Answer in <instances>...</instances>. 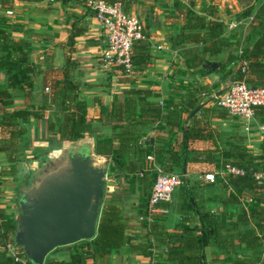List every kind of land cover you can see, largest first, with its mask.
<instances>
[{
    "label": "crops",
    "instance_id": "0c3cea01",
    "mask_svg": "<svg viewBox=\"0 0 264 264\" xmlns=\"http://www.w3.org/2000/svg\"><path fill=\"white\" fill-rule=\"evenodd\" d=\"M126 1L127 12L139 18L145 35L144 40L138 41L144 49H136L139 57L135 58L137 63L132 65L129 74L117 67H102V28L81 0H0V15L5 20L3 28L12 39L27 43V58L37 66L28 104L18 88L9 87L12 100L0 105V111L24 109L27 105L42 108L41 118H29L22 124L24 131L17 144L18 150L28 137L45 133L57 138L54 131L46 128L47 121L55 127L62 119L60 109L65 107L76 112L79 103L82 111L78 114L91 122L90 131L76 141L92 146L96 159L104 162L101 208L112 199L125 223L124 242L104 257L94 260L86 256L84 264L163 263L164 248L155 247L148 233L150 218L140 219L145 215L143 207L154 176L150 170L152 163L163 170L168 166L169 172L181 176L183 184L182 189L172 194L169 204H159L161 210L153 213L154 216L164 214L162 223L165 229L171 230L182 217H187L181 221L184 225H198L196 215L183 208L182 191L190 194L191 206L199 211H221L225 216H235L240 207L246 206L245 200L238 204L228 202V189L221 187L218 172L224 162H232L238 154L260 153L264 141V136L256 129L262 122L255 115L253 120L246 122L213 102V96L230 79L229 76L222 77L223 71L237 63L234 60L225 64L228 54L238 53L245 44L250 46L256 37L255 32L248 29L250 17L237 24L217 5L215 11L218 14L214 13V16L223 21V36L229 45L220 53L208 56L200 53V46L182 44L199 55L198 66L190 68L184 64L180 47H172L168 41L169 35L178 29L169 18L174 13L173 0ZM7 10L11 12L6 13ZM211 64L216 66L212 68ZM5 86L10 85H6L5 72L0 69V87ZM133 90H140V93L134 94ZM141 90L146 91L145 94ZM147 102L158 104L156 117L148 110ZM129 105L133 109L129 110ZM113 106L115 109L120 106L119 115L112 112ZM116 119L129 120L127 127L137 133L140 147L147 150L144 157H138V152L134 151L112 160V152L97 150V140H111V135L119 130L111 127L117 123ZM110 145L114 151L117 140L113 138ZM159 150L163 163L156 158ZM57 151L47 153L42 162L35 160L27 168H33L36 163L35 169H40L44 163V166L53 163ZM146 156H151L152 160ZM22 163L9 162L5 153L0 152V210L8 213L10 219L13 209L6 205L7 199L1 197L8 196L6 183L16 176L12 173L19 169L23 173ZM208 172L214 174L212 183L202 179V175ZM16 213L17 210L15 216ZM239 228L245 230L249 226ZM261 242L262 258L264 239ZM77 250L73 243L55 247L45 255L43 263L67 264ZM212 250L209 244L203 247L205 264H237L232 261L233 254H226L224 261H219L222 255L216 262L212 261ZM6 251L11 253L8 248ZM237 253L245 257L250 255L244 250Z\"/></svg>",
    "mask_w": 264,
    "mask_h": 264
},
{
    "label": "trees",
    "instance_id": "16d2710c",
    "mask_svg": "<svg viewBox=\"0 0 264 264\" xmlns=\"http://www.w3.org/2000/svg\"><path fill=\"white\" fill-rule=\"evenodd\" d=\"M119 1L123 10L127 12V1ZM172 6L174 13L169 18L173 25L178 26V29L169 35L168 41L172 47H180V54L186 67L198 66L199 55L192 48L183 47L184 43L200 46V53L208 56L220 53L228 47L229 42L223 36L225 28L223 21L214 16V6L203 5L195 10L193 1L189 0L186 3L173 0ZM243 15L250 17L248 29L255 32L256 37L250 46L245 44L238 53L228 54L224 63L229 64L234 60L237 63L232 68L225 69L222 77L229 76L231 81L243 80L251 87H264V0H260L255 7L246 8ZM4 24L5 20L0 15V69L5 72L6 85H10L0 87V105L8 104L12 100L13 95L9 87L18 88L28 104L32 78L36 75L37 66L27 58L29 51L27 43L21 39H12L3 28ZM142 47L144 49L143 44L138 41L132 43L130 49L132 65L137 63L135 58L139 57L136 49L141 50ZM117 68L120 69V67ZM132 92L140 93V90ZM141 92L145 94L146 91L141 90ZM64 96L62 93V97ZM129 106V110L133 109L131 105ZM146 106L148 110L154 112L153 117H156L159 112L158 104L147 102ZM76 107V112L62 107L60 109L62 119L55 127L51 121H47L46 128L54 131L59 141L74 142L90 131L91 120H85L82 114H78L82 111L79 103ZM41 109L40 106L32 108L28 105L24 109L12 111L1 109L0 152L5 153L7 161L19 163L27 160L24 155V145L20 151L17 145L24 131L22 124L29 118H41ZM119 111L120 106L116 109L113 106L112 112H115V115H119ZM254 115L259 122L264 123V106L255 107ZM116 122L111 124V127L114 130L119 128V130L111 135V140H97V150L112 152V160L134 151L138 152V157H144L147 150L140 147L137 133L127 127L130 124L129 120L116 119ZM113 138L118 143L114 151L110 149ZM157 152L159 154L156 158L159 157L160 162L163 163L160 156L162 152L160 150ZM235 157L230 164L242 167L244 173L242 175L224 173L218 179L221 187L224 190L228 189L226 193L228 202L238 204L241 200H245L246 206L240 207L235 216H225L221 211H199L191 206L190 194L183 191L181 193L184 201L183 208L191 210L196 215L195 220L198 225H184L181 221L187 217H182L171 230H167L162 223L164 214L154 216L151 213L149 215L147 228L154 241L153 245L164 248L162 264H205L202 251L203 247L208 244L213 247L212 261L216 262L219 255H222L219 261H224L226 254H233V263L257 264L259 262L263 252L261 240L264 239V189L262 185L256 183L251 172L257 170L264 176V141L260 153L256 155L238 154ZM169 169L168 166H164V171L169 172ZM182 187L181 179L180 185L174 189L172 194ZM165 204L168 202L163 203ZM240 226H249V228L242 230ZM14 227V218L10 219L8 213L0 210V264H17L14 256L6 251L8 244L13 247L15 254L23 255L20 249L13 245ZM124 229L125 223L119 213V207L112 199L108 200L100 209L94 236L91 239L73 243L78 250L72 254L67 264H84L86 256L95 260L97 257L108 255L112 249L124 242ZM238 250L248 252L249 257L239 255ZM43 264L57 263L44 262Z\"/></svg>",
    "mask_w": 264,
    "mask_h": 264
},
{
    "label": "water",
    "instance_id": "95a60500",
    "mask_svg": "<svg viewBox=\"0 0 264 264\" xmlns=\"http://www.w3.org/2000/svg\"><path fill=\"white\" fill-rule=\"evenodd\" d=\"M53 158L50 168L44 163L40 169H23L32 180L16 197L12 241L30 264H43L55 247L91 239L101 208L104 162L96 159L93 147L75 141L61 145ZM258 264H264V256Z\"/></svg>",
    "mask_w": 264,
    "mask_h": 264
},
{
    "label": "built area",
    "instance_id": "2783aa9c",
    "mask_svg": "<svg viewBox=\"0 0 264 264\" xmlns=\"http://www.w3.org/2000/svg\"><path fill=\"white\" fill-rule=\"evenodd\" d=\"M47 1L52 2L54 0ZM81 1L92 12L102 28L104 36L101 52L102 67L107 69L117 66L120 67L123 73H131L133 67L130 61L131 45L133 42L141 41L145 38L139 18L132 13L124 11L119 0L112 2L105 0ZM10 12V10L6 11V13ZM213 102L215 106L225 110L228 114L249 122L254 119V108L264 106V87H251L243 80H228L222 91L218 95L213 96ZM256 129L260 135L264 136L263 123H259ZM146 158L152 160L151 156H146ZM150 170H152L154 176L144 207L145 215L140 217V219L160 211L161 209H158V205L169 202L172 192L181 183L180 175L166 172L157 164L152 163ZM218 173L220 176L224 173L242 175L244 169L230 163H224ZM251 176L264 189V176L261 172L252 171ZM202 179L212 183L214 174L212 172L204 173ZM6 248L14 256L17 264H30L23 255L15 254L10 244Z\"/></svg>",
    "mask_w": 264,
    "mask_h": 264
},
{
    "label": "rangeland",
    "instance_id": "374dc122",
    "mask_svg": "<svg viewBox=\"0 0 264 264\" xmlns=\"http://www.w3.org/2000/svg\"><path fill=\"white\" fill-rule=\"evenodd\" d=\"M180 1L186 3L188 0H180ZM189 1H193L194 8L197 9H199L203 5H208L211 7L212 6L217 7L218 5L220 7L221 12L226 13L228 16H230L229 18L236 21L237 24L238 23L241 24L246 21V18L243 15L244 10L248 7H255L260 0H189ZM215 14H218L217 10L215 11ZM61 145H66V144L60 142L58 138L47 136L45 133L37 137L36 136L31 138L28 137L27 141L24 144V155L25 158H27V160L23 161L22 163L23 168H27L28 165L34 163L35 160L43 161V158L47 153L60 149ZM46 165H48V163ZM49 165L53 166V163H49ZM32 167H34V164ZM18 171H14L12 174H15L16 176H13V178L7 181L8 183H6L7 186H9L8 196L1 197V199L2 198H4L5 200L7 199L8 203L6 205H9V207L13 209V215H11L12 219L15 217V212H16L15 202L18 193V185H20L25 175L24 173H21V169H19ZM170 202H171V198L168 204Z\"/></svg>",
    "mask_w": 264,
    "mask_h": 264
},
{
    "label": "flooded vegetation",
    "instance_id": "af4514ba",
    "mask_svg": "<svg viewBox=\"0 0 264 264\" xmlns=\"http://www.w3.org/2000/svg\"><path fill=\"white\" fill-rule=\"evenodd\" d=\"M38 162V161H37ZM40 162H42V161H40ZM36 164V163H35ZM38 164V163H37ZM39 165H40V163H39ZM35 167V166H34ZM39 167V166H38ZM47 168H50L51 166L50 165H47L46 166ZM36 168V167H35ZM25 175H24V178H23V181L20 183V185H19V188H24L27 184H28V182H30L31 180H32V175L30 174V172L28 173V174H26V173H24Z\"/></svg>",
    "mask_w": 264,
    "mask_h": 264
}]
</instances>
